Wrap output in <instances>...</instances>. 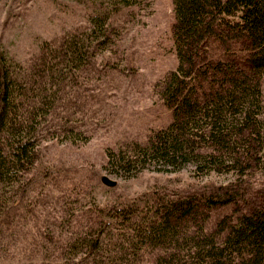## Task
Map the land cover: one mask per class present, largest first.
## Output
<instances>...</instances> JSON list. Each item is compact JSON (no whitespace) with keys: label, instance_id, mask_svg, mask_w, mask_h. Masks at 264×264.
Here are the masks:
<instances>
[{"label":"trees","instance_id":"trees-1","mask_svg":"<svg viewBox=\"0 0 264 264\" xmlns=\"http://www.w3.org/2000/svg\"><path fill=\"white\" fill-rule=\"evenodd\" d=\"M173 13L177 64L155 86L171 121L108 148L104 168L124 179L190 166L195 178L229 182L110 205L69 193L36 244L47 253L39 264H264V0H173ZM90 22L57 45L43 41L28 67L0 55V253L26 208L20 200L44 190L41 142L88 139L72 95L112 40L106 17ZM226 206L235 212L209 228Z\"/></svg>","mask_w":264,"mask_h":264},{"label":"rangeland","instance_id":"rangeland-1","mask_svg":"<svg viewBox=\"0 0 264 264\" xmlns=\"http://www.w3.org/2000/svg\"><path fill=\"white\" fill-rule=\"evenodd\" d=\"M95 15L107 18L112 40L79 75L72 95L80 112L78 128L88 139L79 144L41 142L40 165L47 174L44 190L20 200L26 208H20L15 229L5 234L7 247L0 253V264H39L38 258L47 253L36 244H44L45 228L56 223L60 202L69 193L88 194L98 204L110 205L152 190L197 192L230 180L229 175L214 174L195 178L190 166L178 172L150 169L124 179L104 168L108 148L129 140L143 142L151 131L171 121V111L158 98L155 86L177 64L173 0H0V55L28 67L43 41L57 45L66 34L90 28ZM261 88L264 104V76ZM103 176L116 185H104ZM260 179L253 181L255 187ZM234 212L231 206L213 210L209 228Z\"/></svg>","mask_w":264,"mask_h":264},{"label":"water","instance_id":"water-1","mask_svg":"<svg viewBox=\"0 0 264 264\" xmlns=\"http://www.w3.org/2000/svg\"><path fill=\"white\" fill-rule=\"evenodd\" d=\"M101 181L104 185H106L107 187H114L116 185V182L112 179H110L109 177L107 176H103L101 178Z\"/></svg>","mask_w":264,"mask_h":264}]
</instances>
